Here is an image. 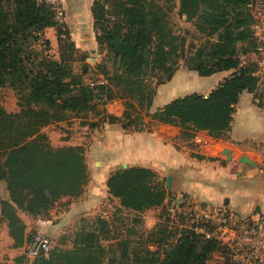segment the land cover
I'll return each mask as SVG.
<instances>
[{"label":"trees","instance_id":"16d2710c","mask_svg":"<svg viewBox=\"0 0 264 264\" xmlns=\"http://www.w3.org/2000/svg\"><path fill=\"white\" fill-rule=\"evenodd\" d=\"M252 1L179 0V13L195 21L206 37L186 56L188 68L201 75L233 71L207 94L188 92L152 109L157 84L178 68L181 48V36L163 2L94 0L97 49L103 53L97 70L102 79L90 85L79 84L69 73L73 60L87 54L47 0H0V86L15 90L20 107L10 111L0 102V180L9 192L2 199V214L14 247L22 248L31 238L19 211L48 216L62 196L82 194L91 177L86 146L53 144L44 130L48 124L72 115L95 116L86 122L92 128L109 121L143 129L144 116H150L179 125L184 135L207 129L214 137H223L243 91L254 92L264 108L259 62L248 56L262 44ZM49 26L57 29L59 58L38 47L41 41L50 45L45 36ZM115 98L124 99L122 116L106 109L105 104ZM107 185L120 207L136 213L163 205L170 193L157 180V172L142 165L117 167ZM135 215L134 220L141 221ZM84 222L74 231L71 246H53L29 264H210L217 250L234 264L221 240L185 225L175 238L159 236L153 249L146 241L118 237L112 221L102 214ZM3 264H22V257Z\"/></svg>","mask_w":264,"mask_h":264},{"label":"crops","instance_id":"0c3cea01","mask_svg":"<svg viewBox=\"0 0 264 264\" xmlns=\"http://www.w3.org/2000/svg\"><path fill=\"white\" fill-rule=\"evenodd\" d=\"M93 3L94 0H62L64 14L61 21L68 24L76 45L84 51L97 48ZM256 34L264 46V29ZM248 56L258 60L260 87H264V56L261 50L250 52ZM193 71L189 69L181 73L188 76ZM232 71L223 69L209 75L200 74L203 89L196 91L209 93ZM258 100L254 92L245 90L241 93L231 128L223 137H214L207 129L195 130L191 136L184 135L179 125H176L174 134L165 131L166 128L162 129L158 126L160 124L135 129L126 128L120 122L105 121L90 128L88 152L92 158L89 162L94 165L84 191L79 196H62L57 202L68 201L67 204L61 211L57 206L50 209L48 216H33L19 211L27 223L26 231L34 228L40 233L60 232L76 216L102 210L106 197L111 195L107 178L122 162L151 167L157 173H166V176L172 174L173 195L179 209L199 213L208 205H218L228 209L236 222L241 218H264V108L258 104ZM124 108V103L115 99L106 106L108 112L118 116L123 114ZM60 123L61 126L66 125L68 130L70 128L67 132L71 133L60 144H84V136L80 132L85 130L77 128L80 125L72 126L67 121ZM85 126L89 127L88 124ZM46 129L51 132L63 131L56 124L48 125ZM51 142L59 145L58 142ZM226 148L230 149V157L224 152ZM244 155H248L250 161H245ZM103 214H107V211L103 210ZM9 237L13 242L14 238ZM9 249H13L14 253L20 250L13 246ZM216 252L224 258L220 250L215 251L213 256Z\"/></svg>","mask_w":264,"mask_h":264},{"label":"rangeland","instance_id":"374dc122","mask_svg":"<svg viewBox=\"0 0 264 264\" xmlns=\"http://www.w3.org/2000/svg\"><path fill=\"white\" fill-rule=\"evenodd\" d=\"M111 1V0H110ZM166 6L167 13L169 14V19L171 24L173 25V29L177 34L181 36L180 38V51H179V65L178 68L170 74L163 82L157 84V90L155 95L154 104L152 109L156 108L157 106L163 105L164 103L170 101L174 97L196 91L202 90L203 84L201 83L200 74L197 70H194L191 75L185 76L181 72L184 70L187 72L188 65L186 64L185 58L186 56L198 46V44L204 40L206 37L201 34L197 29V23L195 21L186 20L185 15H181L179 13V0H160ZM58 20H62L60 15L56 16ZM45 36L50 39V45L41 41V45L38 47L41 49H45L49 52L52 56L59 58L60 56V45L59 39L57 34V29L55 26H49L45 29ZM81 51L86 52L87 58H82L81 55H78L77 59L73 60L72 69L69 71L71 76L74 78L76 82L80 84L89 83L90 85L93 84L95 81L102 79V74L97 70V64L102 60L103 53L100 52L97 48L93 51H84L80 48ZM82 54V53H79ZM86 67V71L84 68ZM187 68V69H186ZM119 102L124 103V99L122 98H115ZM114 99L108 101L105 106L109 102H113ZM0 102L10 111L18 110L19 104L17 99V94L15 90L11 86H0ZM125 106V104H124ZM113 107V105H112ZM126 106L124 108V111ZM124 114V112H123ZM122 114V115H123ZM121 115V116H122ZM95 117V116H94ZM92 116L89 117H78V116H70L69 118L62 120L67 121L70 125L79 126L80 130H85L84 132L81 131L80 133L84 136L82 141H84V145L86 146L87 152V161L89 163L90 169L93 167V162H89L92 158V155L89 154V142L91 140V132L89 127H84V125L90 119H95ZM145 124L142 126L143 128L151 127L152 125L160 124L162 129L166 128L165 131L174 134L176 133V125L169 124V123H159L158 121L151 119L150 116H144ZM61 121H55L51 124H56L58 127L63 129L62 132H51L47 131L44 127V130L48 133L49 137L51 136L50 140L53 142H58L60 144L64 139V137L69 136L71 133L68 134V128L66 125L61 126ZM82 126H81V124ZM89 125V124H88ZM130 128H134L131 126ZM66 132V133H65ZM2 156H0L1 159ZM157 180L161 181L166 186L167 176L166 173H157ZM173 187L172 184L171 188H166L170 190L169 196L167 201L161 206V208H151L148 210H144L140 213H136L133 211H128L127 209L120 207V202L115 197L109 195L106 197L104 201V205H102V210H98L97 212H92L89 214H83L76 216V219L66 225L64 230L60 232H45L44 234L50 238L51 246H60V247H67L72 245V235L74 231L81 227L85 222L84 218L91 219L98 214H102L108 217L113 225L115 226L116 230L115 233L118 237H123L127 235L134 240H142L146 241L147 245L153 249L158 247L159 236L163 235L168 237L169 239L175 238L177 233L180 231V228L189 223L191 218V209H183L175 214L172 212V208H176V202L174 200L173 195ZM7 186L4 180H0V264H3L5 261L15 260L16 257H22V264H29L31 262L32 257L26 254L27 244H25L22 248H20L17 253H14V250L9 249L13 246V242L10 241V233H9V226L7 219L2 214V199L7 197ZM68 201H60L59 203L56 202L55 205L52 207L58 208L61 211L64 208V205L67 204ZM51 208V209H52ZM103 210L107 211V214H103ZM135 214H138V217L141 218V221H136L134 218L136 217ZM29 220V219H28ZM27 224V223H26ZM159 230V232H158ZM156 231V232H155ZM30 238V242L33 241L37 236L42 235L36 231L34 228L29 229L27 231ZM14 247V246H13ZM10 251L12 254H10ZM14 254V255H13ZM224 254V253H223ZM221 260V261H219ZM10 261V262H13ZM212 264H229V261L226 259L225 254L224 258L220 257L218 252H216L211 260ZM231 264V263H230Z\"/></svg>","mask_w":264,"mask_h":264},{"label":"built area","instance_id":"2783aa9c","mask_svg":"<svg viewBox=\"0 0 264 264\" xmlns=\"http://www.w3.org/2000/svg\"><path fill=\"white\" fill-rule=\"evenodd\" d=\"M56 12V16H63L62 0H47ZM256 18V32L264 29V0H253L251 3ZM259 49L264 56V46ZM180 209L172 208L176 214ZM185 226L204 233L207 237H215L230 250V257L234 264H264V218L238 219L233 221L232 213L223 206L208 205L201 212L191 214L189 223ZM51 241L44 233L37 236L27 245L26 253L34 257L42 252H48Z\"/></svg>","mask_w":264,"mask_h":264},{"label":"water","instance_id":"95a60500","mask_svg":"<svg viewBox=\"0 0 264 264\" xmlns=\"http://www.w3.org/2000/svg\"><path fill=\"white\" fill-rule=\"evenodd\" d=\"M226 151V156L227 157H230V149L229 148H226L225 150H224V152ZM243 159L245 160V161H250V158H249V156L248 155H244L243 156ZM128 166V163L127 162H122V163H119L118 165H117V167L118 168H121V167H127ZM172 181H173V175L172 174H168L167 175V181H166V186H167V188H171L172 187Z\"/></svg>","mask_w":264,"mask_h":264}]
</instances>
